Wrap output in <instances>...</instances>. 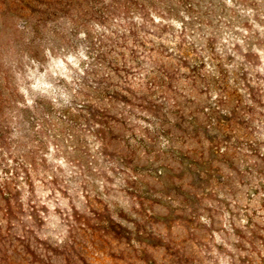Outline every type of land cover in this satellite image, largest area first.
I'll list each match as a JSON object with an SVG mask.
<instances>
[{
  "label": "rangeland",
  "instance_id": "1",
  "mask_svg": "<svg viewBox=\"0 0 264 264\" xmlns=\"http://www.w3.org/2000/svg\"><path fill=\"white\" fill-rule=\"evenodd\" d=\"M0 264H264V0H0Z\"/></svg>",
  "mask_w": 264,
  "mask_h": 264
}]
</instances>
